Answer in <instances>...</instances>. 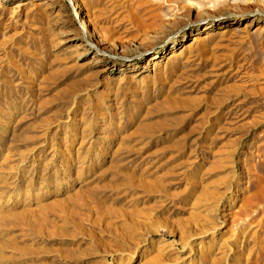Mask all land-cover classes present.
I'll use <instances>...</instances> for the list:
<instances>
[{
	"label": "rangeland",
	"instance_id": "obj_1",
	"mask_svg": "<svg viewBox=\"0 0 264 264\" xmlns=\"http://www.w3.org/2000/svg\"><path fill=\"white\" fill-rule=\"evenodd\" d=\"M79 1L89 28L73 0L19 7L0 0V139L2 120L19 110L25 115L15 128L25 132L12 150L26 161L14 183L32 197L56 190L63 178L81 188L64 210L2 229L0 264H116L162 234L165 242L175 240L169 231L187 215L186 190L223 184L249 154L237 193L256 195V213L244 225V239L255 229L263 238L264 124L246 132L239 146H223L240 134L222 128L264 116V0ZM210 17L230 29L213 56L149 63L170 45L158 42L157 22L180 38L182 26L189 35ZM226 83L235 85L228 96L218 91ZM5 152L0 147V159ZM11 186L8 180L3 189Z\"/></svg>",
	"mask_w": 264,
	"mask_h": 264
},
{
	"label": "bare ground",
	"instance_id": "obj_2",
	"mask_svg": "<svg viewBox=\"0 0 264 264\" xmlns=\"http://www.w3.org/2000/svg\"><path fill=\"white\" fill-rule=\"evenodd\" d=\"M14 1L15 4L13 7H19L25 3H28L29 1H32L33 3L35 0ZM73 1L80 10V18L83 24H85V27L89 28V26H92L91 22L85 18L87 16L85 12L86 8L84 9L82 3L79 0ZM257 11L260 10L257 8ZM241 13L242 12L238 13V16H240ZM240 19L237 18L236 23H238ZM221 21L222 20L218 17L203 18L199 20L200 25L189 35H186V32L184 31L186 25L182 27L180 25L179 28L181 27L180 31L182 32V35L180 34V38L176 37V34H171L173 32L167 30L168 28L164 23L157 22L155 26L153 25L154 27H152V29L155 31V33L159 32V35H161L158 39V42L163 45V43L168 41L170 42V45L163 51L164 56H160V54H157L159 52H157L154 58L150 59L149 63L158 67L160 66V62L163 59H165L166 62L170 60L175 61L187 59L188 55L191 53H195V55L198 57L213 56L212 51L216 48L222 47L223 41L229 39L230 29L226 28V25L219 26V24L223 22ZM90 31H94V28H90ZM215 35H217V37ZM86 38L88 39L90 37L87 36ZM143 53L144 52L141 54ZM79 57H81V53H78L75 56V59H78ZM160 57L161 60H159ZM144 67H146V65ZM219 79L218 77L213 79V83L211 84H217V82H220L218 81ZM234 88L235 85H227L226 83L223 84V86L218 89V91L220 90L223 95L228 96V94H230ZM74 111L75 108H70L68 110L67 117L69 122L71 121L70 115ZM19 113L20 110L13 112L12 117H9L10 122L5 123V121H1L2 139H0V147H5L6 152L0 159V235H3L2 229L12 226V224L30 225L41 219V217L44 218L50 212H55V209L64 210L70 203L76 199H79L81 195V188L76 186L77 184H74L72 181L65 180L63 177V179L58 182L60 183V187H57L56 190L50 191L47 189L45 190L46 195L36 194L34 197L30 196L28 190L21 191L18 186L19 184L14 183L16 179L18 180L21 165H23L26 161V157L23 154L14 153V150H12L16 143L15 140L22 138L23 133L25 132V129H21V131L18 133L15 131V128L18 126L20 120L25 117L22 112L20 114ZM243 118L244 117H241L238 122H233L232 127L226 128L223 126V130H235L240 134L237 136V139H227L224 143L221 142L223 143V146H239V143L246 132L258 128L264 124V116L263 119H261V117L256 114L251 115L250 122H243ZM59 123L60 121L55 124L54 127L56 129L60 127ZM43 126V130L45 132L51 127L48 124ZM213 137L221 138L217 137L216 135ZM74 140L75 134L72 136V138H70L69 142L72 143ZM82 140L83 137H80L77 148H75L76 151H78L82 146ZM211 142L212 141H210V143ZM77 156V159L79 160V155ZM248 156H250V154L245 155L243 159H241L243 163L239 168L240 172L237 171L238 168H236V165H234V167H232L230 170L232 175H227L228 178L223 182V184L219 183L220 186L213 183L209 184L210 186L212 185V187L209 188V186H203L200 184L201 186H199V189H196V185V187L188 188L186 190L185 211L187 215L185 218L183 217L184 219L181 217L177 218L176 220H178V225L176 230L174 231L172 229L169 231L171 235L174 233L176 234L177 238L175 240L165 242V234H162L163 238L153 243L149 249L141 247L134 248L133 251L126 254L124 259H120V261L117 259V262L115 263L131 264L134 260H137V264H264V237L259 238L256 231L257 229H255L251 232L250 238L245 240V235L243 232L245 229L244 225L247 224L256 213V204L251 200V198L256 195L252 193L248 198L242 199L240 198L241 194L237 193L239 191V185L242 184L241 178L246 177L245 174L249 171V163L247 160L251 156ZM68 162H71L69 155L68 159L66 158L63 164L67 166V164H69ZM8 180L12 181V186L10 189H3L7 186ZM48 194L55 196V198L53 197L54 199L47 200L46 197ZM240 200L243 201L242 205L241 202L240 204L238 203ZM121 215L119 217H121ZM227 220H229L231 223V225H229L228 233L223 230L224 227L227 226ZM148 224L149 223H146V227ZM150 230L147 229L149 236L151 234L150 232L152 231ZM206 236H209L210 242H205L204 238ZM249 240L252 241L249 242ZM186 259H189L187 263L185 262ZM112 262H109L108 264H114V262ZM2 264L8 263L5 262Z\"/></svg>",
	"mask_w": 264,
	"mask_h": 264
}]
</instances>
